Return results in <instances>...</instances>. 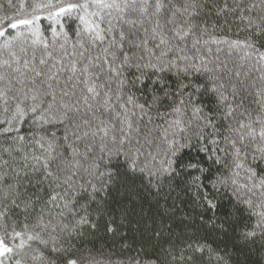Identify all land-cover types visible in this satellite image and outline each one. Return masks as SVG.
Returning <instances> with one entry per match:
<instances>
[{
    "label": "snow or ice",
    "instance_id": "obj_1",
    "mask_svg": "<svg viewBox=\"0 0 264 264\" xmlns=\"http://www.w3.org/2000/svg\"><path fill=\"white\" fill-rule=\"evenodd\" d=\"M0 264H264V0H0Z\"/></svg>",
    "mask_w": 264,
    "mask_h": 264
}]
</instances>
